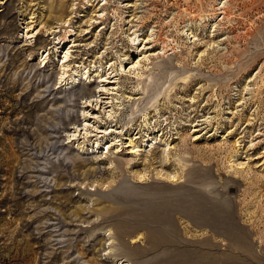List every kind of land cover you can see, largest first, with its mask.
Segmentation results:
<instances>
[{"label": "rangeland", "instance_id": "obj_1", "mask_svg": "<svg viewBox=\"0 0 264 264\" xmlns=\"http://www.w3.org/2000/svg\"><path fill=\"white\" fill-rule=\"evenodd\" d=\"M0 264H264V0H0Z\"/></svg>", "mask_w": 264, "mask_h": 264}, {"label": "bare ground", "instance_id": "obj_2", "mask_svg": "<svg viewBox=\"0 0 264 264\" xmlns=\"http://www.w3.org/2000/svg\"><path fill=\"white\" fill-rule=\"evenodd\" d=\"M106 4V2H104L103 3V5H105ZM103 16V13L102 14H100V15H98V18L99 17H102ZM93 22H95V21H93ZM96 22H100V21H96ZM68 26V25H67ZM37 34H40V30L39 31H37L36 32ZM32 35H30V37H31ZM37 36H39V35H37ZM64 40H67L66 42H75V40H70V41H68V39H65L64 37H62V39H61V41L63 42ZM60 41V42H61ZM73 46H75L74 44H71L70 45V47H73ZM70 52L68 53V50L64 53V55L62 56V59L64 60L63 62H62V65H64V66H67L68 64V61H69V59H70ZM142 55H140V59H139V61H137L135 64H132L131 65V69L132 68H138V66L140 67V63H141V59L142 58H144V56L143 57H141ZM47 57V56H46ZM46 57H44L42 60H45V58ZM48 60V59H47ZM143 61H144V59H143ZM47 62V61H46ZM62 67V66H61ZM64 68V67H63ZM110 68V67H109ZM108 68V69H109ZM65 69V68H64ZM97 70V69H96ZM75 71H79V70H75ZM64 72L66 73L67 72V70L65 69V71L64 70H62V74H64ZM88 72V71H87ZM105 75L104 76H102V75H100L101 76V83L102 82H104L103 84H101V88L100 89H98L97 91H96V93H95V91H93L94 92V96L96 97V99L94 100V101H90V99H88V100H85L84 101V110H83V117H84V124L82 125V127H80L79 129H78V131H77V126H75V129L73 130V132L74 133H72L71 134V136H69V142H72L73 140H79V139H82V142H84V141H87L89 138H91V137H93V136H98L99 135V137L100 138H102V136H104L105 134H107V132H106V128L103 130L100 126H98V127H94L93 125H90L87 121H89L87 118H95V117H98V115H92V113H94L96 110H99V109H101L102 111H104L103 113L105 114V115H107L108 117H110L111 115H112V112H111V110H112V108L111 109H109L111 106H112V98H113V96H111L112 94H114V92H113V90H117V87L114 85H110L109 87H107V85L108 84H115V82H116V80H115V78L117 77V75L118 74H116L115 72H114V70H112L110 73H104ZM68 75L66 74V76H63V75H61L60 77H59V80L61 81H64L65 80V78L67 77ZM71 77V76H70ZM73 77V76H72ZM77 79V78H76ZM76 80L75 79H71V81H67L66 82V84H71V83H73V82H75ZM106 82V83H105ZM45 84H47V83H45ZM100 84L98 83L97 84V87L99 86ZM46 86V85H45ZM47 89V88H46ZM53 91V90H52ZM43 92H45V90L44 89H42L41 90V93H43ZM90 93V92H89ZM111 94V95H110ZM85 99H87V98H85ZM93 99V98H92ZM106 108H108V110H105ZM63 109H64V112L66 111L65 110V108H58V109H56V110H62L63 111ZM68 109V108H67ZM91 111V112H90ZM114 111V110H113ZM63 114V113H62ZM71 116V115H70ZM51 118V117H50ZM71 119V118H70ZM74 119H77V118H74ZM46 122H48V120L46 119L45 120ZM53 121V120H52ZM56 121V120H55ZM45 124V123H44ZM60 124V123H59ZM79 125V124H78ZM94 127V128H93ZM73 128V127H72ZM93 128V129H92ZM111 129V128H110ZM114 129V128H113ZM83 130V132H81ZM77 131V132H76ZM110 131H112V129L110 130ZM54 132H56V131H54ZM93 132H96V133H93ZM101 132L104 134H101ZM97 139H99V138H97ZM112 140H114V138L112 139L111 138V142L110 143H108L109 145L108 146H112V145H118V143L117 142H114V143H112ZM103 141V140H102ZM97 143H98V141H97ZM106 143H107V141H106ZM105 143V144H106ZM55 144V143H54ZM97 146H98V144H97ZM47 147V146H46ZM54 147H55V145H54ZM93 147V146H92ZM50 148V147H49ZM53 149V148H52ZM59 149V148H58ZM118 149V148H117ZM119 150V149H118ZM58 151V150H57ZM133 151V150H132ZM136 151V150H135ZM39 152V151H38Z\"/></svg>", "mask_w": 264, "mask_h": 264}]
</instances>
